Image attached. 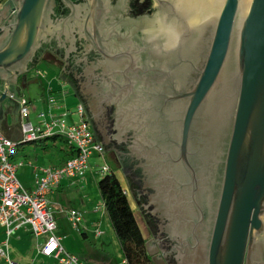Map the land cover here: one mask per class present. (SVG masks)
Instances as JSON below:
<instances>
[{"label":"water","instance_id":"95a60500","mask_svg":"<svg viewBox=\"0 0 264 264\" xmlns=\"http://www.w3.org/2000/svg\"><path fill=\"white\" fill-rule=\"evenodd\" d=\"M209 2L154 0L169 14L161 25L162 42L152 43L144 67L110 68L121 87L114 90L115 103L121 130H132L137 142L171 148L194 193L198 182L209 181L205 191L213 198V215L205 264H257L254 250L264 231V0H213L210 10ZM50 5L51 0H6L0 7V103L7 98L10 107L17 105L34 68L30 62L51 32ZM104 10L103 0H86L77 25L101 56L120 61L127 53L118 50L115 30L135 24L106 20L115 33L103 45ZM148 253L153 263L166 264L163 253L157 259Z\"/></svg>","mask_w":264,"mask_h":264},{"label":"flooded vegetation","instance_id":"af4514ba","mask_svg":"<svg viewBox=\"0 0 264 264\" xmlns=\"http://www.w3.org/2000/svg\"><path fill=\"white\" fill-rule=\"evenodd\" d=\"M85 2L51 0V32L30 65L35 68L46 62L59 66L62 76L72 84L95 138L113 162L110 167L121 182L139 227L136 212L145 225L148 236H143L148 242L147 253L149 251L155 257L163 253L166 264H205V243L213 215V198L205 191L209 181L204 183L202 179L198 182L194 193L192 185L187 182L184 167L174 157L171 148L163 151L159 149L161 143L153 147L152 143L137 142L132 130H121L120 122L123 120L119 119L115 103L118 94L114 91H120L121 87L115 86L119 79L115 81L110 72V68L117 66L125 65L129 71L144 67V55L154 52L155 47H150L152 43L162 42L161 25L164 20L168 21L165 18H169V14L159 9L154 0H103L106 5L104 22L99 23L100 33L104 35L102 43L104 45L107 39L113 40L116 31L114 40L119 43L118 50L120 48L127 53L120 61H111L91 47L80 30L81 26L77 25L85 14ZM117 19L135 25L131 29L108 30L106 20ZM65 20L69 24L63 28ZM183 40H180V50H183ZM178 48L174 49L172 60H169L173 67L176 66L174 60ZM179 56L184 57L181 53ZM132 81L128 80L129 84ZM254 251L257 264H264V231Z\"/></svg>","mask_w":264,"mask_h":264},{"label":"crops","instance_id":"0c3cea01","mask_svg":"<svg viewBox=\"0 0 264 264\" xmlns=\"http://www.w3.org/2000/svg\"><path fill=\"white\" fill-rule=\"evenodd\" d=\"M53 66L57 69L55 77L47 81L38 80L40 81L38 82L40 86L38 97H34L32 100L27 99L22 88L19 100L24 97L30 103L28 104L29 113L26 117L20 115L19 100H17V105L14 108L9 106L7 98L0 103V133L18 143L11 160L16 164L18 181L26 189H32L34 186L35 168L59 166L70 158L67 148L71 145L59 135L34 141L41 144V151L31 145L25 146L26 142L21 141L22 122L28 120L33 125L38 126L41 123L38 114L42 111L51 110L55 117H62L68 123L74 122L73 113L69 106V93L65 90L66 86H69V91L77 99L79 98L74 94L72 84L62 76L60 67ZM28 77H30L29 73L26 80ZM24 84L26 85V83ZM49 98L53 99L51 106L48 105ZM78 102L81 103L80 99ZM47 140H51L53 143H47ZM51 149L57 152L49 157ZM98 165L89 161V166L82 176L63 177L48 195L49 205L54 212L57 223L56 233L61 238L63 247L77 255L83 264H127L99 194L97 182L101 174ZM95 189L98 190L99 195L94 194ZM71 209L81 213V222L78 227H74L69 221L68 212ZM26 237H33L28 227H20L8 237L9 256L19 264L29 263H21L16 260L14 253L10 251L9 242L18 245ZM5 239L6 227L0 225V246ZM38 239V237L35 239V259L43 258L46 264H60L56 259L41 254L39 249L44 240L39 241ZM117 258H119V263ZM0 264H4L2 257H0Z\"/></svg>","mask_w":264,"mask_h":264},{"label":"built area","instance_id":"2783aa9c","mask_svg":"<svg viewBox=\"0 0 264 264\" xmlns=\"http://www.w3.org/2000/svg\"><path fill=\"white\" fill-rule=\"evenodd\" d=\"M29 102L22 97L19 100L20 115L26 117L29 113ZM53 99H48V105ZM77 120L66 122L62 117H55L51 110L38 114L41 123L38 126L25 120L21 124L22 142H33L42 138L59 135L66 139L75 150V155L62 165L35 168L34 186L24 188L16 176V164L11 160L18 143L6 138L0 133V225L6 227V239L0 246V257L4 264H19L8 253V237L20 227H28L31 233L44 237L40 252L46 257L56 259L60 264H83L74 253L66 250L61 238L57 235V223L53 210L49 205L48 195L63 177L82 176L92 155H103L104 147L95 138L87 120L82 103L77 105ZM111 170L110 165H99L101 174ZM68 218L74 227L81 222V213L71 209Z\"/></svg>","mask_w":264,"mask_h":264},{"label":"trees","instance_id":"16d2710c","mask_svg":"<svg viewBox=\"0 0 264 264\" xmlns=\"http://www.w3.org/2000/svg\"><path fill=\"white\" fill-rule=\"evenodd\" d=\"M3 1L0 0V4ZM67 152L69 157L75 155L72 146L67 148ZM97 186L126 263L155 264L147 253L146 239L113 168L101 175Z\"/></svg>","mask_w":264,"mask_h":264},{"label":"rangeland","instance_id":"374dc122","mask_svg":"<svg viewBox=\"0 0 264 264\" xmlns=\"http://www.w3.org/2000/svg\"><path fill=\"white\" fill-rule=\"evenodd\" d=\"M57 74V69L53 66V64H48L46 62H41L39 63L35 68H33L30 72H29V76L28 79L26 80V85H23V94L24 96L28 99H34V97H38V95H40V86L39 83L42 80H50L52 77H55V75ZM40 80V81H38ZM65 90H67V92L69 93L68 97H69V106H70V111L73 113V120L74 122L77 120V114H76V110H77V105H78V101L79 99H77L72 93L71 91H69V86L65 88ZM30 104V103H29ZM42 120V119H40ZM59 137V136H57ZM59 142V141H56ZM47 143H53L51 140H47ZM25 146L31 145L34 146L36 149H38L39 151H41V144H39L38 142H31L28 143L26 142L24 144ZM57 151L56 150H52L50 151V155L49 157L55 155ZM91 159H89L90 163H97L99 165H101L102 163H107L110 166H113V162L111 161L108 153H104L103 155H96L95 156H91ZM98 165V166H99ZM101 174V173H100ZM102 175V174H101ZM97 193L98 194V190L95 189L94 194ZM134 204V203H133ZM134 206V205H133ZM142 233L144 236H148V232L146 230V228L144 227V223L141 219V217L139 216V213L136 212ZM37 237L33 235V237H26L22 243L18 244V245H14L13 242H9L10 245V251L12 253H14L15 258L18 262L21 263H29V264H46L45 260L43 258H39V259H35L36 253H35V245H36V239ZM39 241L44 240V237H38ZM38 242V241H37ZM117 262L119 263V258H117Z\"/></svg>","mask_w":264,"mask_h":264},{"label":"bare ground","instance_id":"6f19581e","mask_svg":"<svg viewBox=\"0 0 264 264\" xmlns=\"http://www.w3.org/2000/svg\"><path fill=\"white\" fill-rule=\"evenodd\" d=\"M213 7V0H210L209 5H208V9L210 10ZM201 10V9H200ZM203 13H208V11H206V7L202 8L201 10Z\"/></svg>","mask_w":264,"mask_h":264}]
</instances>
